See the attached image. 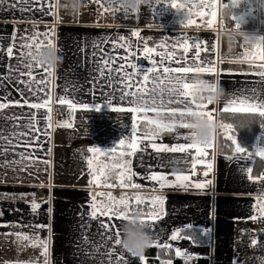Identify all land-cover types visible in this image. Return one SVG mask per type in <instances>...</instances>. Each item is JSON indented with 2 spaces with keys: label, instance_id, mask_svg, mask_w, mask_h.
Returning <instances> with one entry per match:
<instances>
[{
  "label": "crops",
  "instance_id": "0c3cea01",
  "mask_svg": "<svg viewBox=\"0 0 264 264\" xmlns=\"http://www.w3.org/2000/svg\"><path fill=\"white\" fill-rule=\"evenodd\" d=\"M171 2L150 0L147 6L125 8L121 3L102 7L98 0H87L78 12H69L58 8L56 0H0V103L7 105L0 108V264H172L175 259L264 264V217L258 212L264 204V176L252 175L256 158L264 165V158L256 155L257 148H264V117L235 113L260 117L263 126L247 153L216 152L217 134L224 135L218 119L226 113L222 109L227 101L238 96L264 101V77L255 74L261 70L257 65L264 62L242 59L246 51L264 48V0H214L217 15L218 8L237 10L234 16H226L229 19L220 34L217 15L211 27L206 23L211 17L195 15L192 5L200 0H176L183 5L180 9L172 8ZM189 14L194 23L183 24ZM229 21L232 32L227 31ZM46 32L62 60L56 67L34 63L30 75L25 67L29 58L21 55L27 49L21 45L29 42L25 38ZM197 41L202 46L200 56L212 63L215 72L172 75L184 77L191 85L203 81L222 86V101L206 109L216 121L215 139H209L212 146L203 154L191 148L158 151L188 144L184 136L191 129L177 125L144 139L146 132L137 127L138 150L124 158L131 161L133 178L125 181V187L115 175L107 181L113 187L90 184V168L97 173L104 164H111L122 150L119 141L132 140L134 118L137 126L144 124L139 120L142 113L127 111L131 97L121 99V79L133 71L127 65L145 69L159 65L161 73L163 67L194 66ZM145 47L154 51L145 53ZM121 65L124 72L111 70ZM142 78L137 74L135 81ZM147 86L152 87V82ZM205 94H210L207 87L191 88L187 97L178 98L185 103L166 107L195 108L201 103L196 97ZM49 97L47 107H29ZM61 98L71 100L74 107L61 105ZM192 100L194 104L188 103ZM97 105L100 111L95 110ZM55 110L65 112L68 121L54 124ZM192 118L185 117L189 122ZM30 123L35 127L30 129ZM89 148L102 151L93 153ZM153 175L164 180H152ZM177 176L188 180H177ZM132 183L140 187L127 186ZM197 183L204 187L196 188ZM97 192L105 195L94 196ZM107 195L117 202L121 197L128 201V208L120 205L121 213L138 212L145 219L153 237L147 252L133 257L115 244L116 232L121 233L126 220H109L99 211L93 218L94 200L99 203ZM136 196L143 200L139 205ZM154 197L162 202L153 204ZM33 203L39 205L35 211ZM45 245L47 253L42 255Z\"/></svg>",
  "mask_w": 264,
  "mask_h": 264
},
{
  "label": "snow or ice",
  "instance_id": "6c2138e0",
  "mask_svg": "<svg viewBox=\"0 0 264 264\" xmlns=\"http://www.w3.org/2000/svg\"><path fill=\"white\" fill-rule=\"evenodd\" d=\"M130 2V0H98V3L101 4L103 7L106 4H116L121 3L125 8H127V4ZM167 2V0H165ZM226 5H222V7H225ZM171 7L174 9H180L183 7V5L177 4L176 0H172ZM193 8L197 9L195 12V15H198L201 18L204 17H211L207 19L206 23L208 27H211L213 24V20L216 17L217 13L214 10L216 8V4L214 0H200V2L193 3ZM206 10V11H205ZM185 22L183 24H193L194 20L191 18V14L185 15ZM237 27H239V23H237ZM134 36H138L137 32L132 33ZM28 40V43H25L21 45L23 49H27L26 52H22L21 55L25 58H29V63L25 65L29 69V74L31 75V70L34 66V63L39 65V62L36 60V57L42 54V51L45 48H55V44L51 39L50 33L46 32L43 34L36 33L32 37L25 38ZM124 37H120V40H123ZM185 45V51H187L188 41H184ZM123 47V45H121ZM196 49V56L195 59L197 63L194 66L191 67H180V68H169V67H163L162 73L160 72V66L155 65L151 68H143L141 66H138V64H131L129 63L127 65L128 68H131L133 71L125 73L124 77L121 79V83L123 84V88L121 89V99H126L131 97V99H128V104L130 107L127 108V111L137 113V114H143L139 116V120L143 121L145 124V127L148 129V131L145 133L144 139H153L156 130H169L171 131L173 127L179 125L180 127L192 129L193 125L185 119V117L191 116L196 117L200 120H207L209 125H216V121L214 120L213 114L210 111H207V105L212 103L211 97L207 99L205 102L203 98H201V103L196 104L195 108L188 107L187 104L182 110L178 109H169L166 107L167 104L171 103H185L184 100L178 99L179 97H187L189 94V90L191 88H197L199 84H204L203 81H199L198 84L191 85L188 82H185L184 77L182 76H173V73H213L215 72V67L212 66L211 62L206 61L204 58L200 56V51L202 50L201 43L197 41L194 45ZM203 50H207L206 48ZM154 50L149 47L144 48L145 53H152ZM9 55L12 54V48L8 49ZM131 54V53H130ZM242 59L247 61L251 59L252 61L260 60L264 62V48H261L256 51H246L243 53ZM162 63V62H161ZM108 61H105V66L107 67ZM42 66V65H41ZM261 70L258 73L261 77H264V63H261L257 65ZM124 65H121L119 69H111L118 72H124ZM110 70V71H111ZM45 71L48 72L49 70L45 68ZM147 73H156L155 76H150ZM50 74V73H49ZM137 74L142 75V80L139 82L135 81V77ZM44 81H37V83H43ZM149 82H152V87H148L147 85ZM207 87L208 91L211 94H214L216 92V86L215 84H207L205 85ZM124 89H127L125 91ZM135 89V90H133ZM111 95V94H110ZM173 97H176L177 99H173ZM50 97L48 100H44L42 103H32L29 104V107L34 109H40L42 107H47L50 104ZM59 103L61 105L68 104L72 107H74L71 100H65L61 98L59 100ZM188 103H195V100L189 101ZM7 107L6 104L0 103V108ZM86 107V106H85ZM95 110L100 111L102 107L100 105L94 106ZM114 110L123 111L124 108H117ZM51 109L49 108V112ZM223 112H231V113H247V114H256L260 117H264V101H260L256 99L255 97L251 96H238L234 97L232 99H229L225 105V107L222 109ZM154 113L155 115L150 117L148 113ZM33 119H35V116H33ZM50 119V117H49ZM225 135L226 140L231 141L232 145L235 146L234 151L235 153L243 154L246 152V149L239 146L237 143L236 138L231 134L232 133V125L228 123H220L218 125ZM30 129L34 128V124H29ZM133 130V138L131 141H129L127 144L125 140L121 139L119 141V144L122 146V150L119 153V156H116L113 158V162L111 164H104L102 167H100L99 171L97 173H92V170L90 168V173L93 175V179L90 181V184H95L97 187L99 186H105V187H113L114 185L109 184L107 181L110 179L111 175H115L117 178V182L121 187H125V181H130L133 178L134 173H132V170L130 168L131 161L124 159L128 156H133L135 152L138 150V141L136 137V130H137V120L134 118V122L132 125ZM184 139L190 141L186 145H179L177 147H171V148H156V145H152L153 148H156L158 151H180L184 152L187 151L189 148L195 149L197 153L203 154V152L212 146V140H208L206 142H199L195 134L191 131L190 134H187L184 136ZM215 139V134L213 135V140ZM89 152L93 153H99L102 150L98 148H89ZM110 151L116 152V149H111ZM251 156L252 154L249 153ZM256 155H259L260 157L264 158V148H257ZM89 164H91V161H89ZM249 172L251 169H248ZM103 179V184H102ZM152 180L157 181H163V176H151ZM177 180H188L187 176H177ZM128 187L131 188H139L140 185L138 184H128ZM196 188H203L204 185L201 183H197L195 185ZM104 193H95L94 196H104ZM136 204L139 205L143 202L142 198L139 196H136L135 198ZM157 202H162V199L160 197H154L152 200L153 204H156ZM120 205H123L125 208L129 207L128 201L125 200L124 197H121L119 202L115 201L111 195H107L106 200H102L99 203H96L95 200L92 204L93 212L92 216L95 218L97 211L101 215H106L109 220H111L113 217H116L118 219L126 220V222L130 221L131 213L125 212L121 213L119 211ZM33 211H35L39 205L33 203L31 205ZM258 212L261 215V217H264V204H262L258 208ZM256 217H253L255 219ZM141 224L146 226L145 219L141 218ZM105 228L108 229L110 227L109 224L105 223ZM173 239H176V235H173ZM24 239H28L27 236L24 237ZM121 243V233L119 231L116 232V239L115 244L120 245ZM164 247H167V245H164ZM47 253V247L45 245L44 250L42 252V255H46ZM176 254L179 256L181 255V252L178 250ZM142 259V257H141ZM45 264L47 262L45 261ZM119 264V261H118ZM124 264H127L125 261ZM170 264V262H168Z\"/></svg>",
  "mask_w": 264,
  "mask_h": 264
},
{
  "label": "clouds",
  "instance_id": "9594fccd",
  "mask_svg": "<svg viewBox=\"0 0 264 264\" xmlns=\"http://www.w3.org/2000/svg\"><path fill=\"white\" fill-rule=\"evenodd\" d=\"M57 7L67 9L69 12H78L81 8L85 7L87 0H56ZM150 0H130L127 4L129 8H139L140 6H147ZM36 60L42 66L56 67L62 60L58 51L55 48H48L42 51V54L36 57ZM199 81H195L198 84ZM216 92L214 94L198 95L196 99L201 101V98L206 102L211 97L213 104H219L223 97V89L219 83L215 84ZM205 84H199L197 90H203ZM190 123L193 125L191 131L195 134L196 139L199 142L208 141L216 130V125H209L207 120H200L198 118H192ZM140 214L133 213L130 217V221L126 222L121 227V243L120 246L131 256L136 257L142 255L143 252L152 244L153 237L147 230L146 226L141 224Z\"/></svg>",
  "mask_w": 264,
  "mask_h": 264
},
{
  "label": "trees",
  "instance_id": "16d2710c",
  "mask_svg": "<svg viewBox=\"0 0 264 264\" xmlns=\"http://www.w3.org/2000/svg\"><path fill=\"white\" fill-rule=\"evenodd\" d=\"M237 10L235 11L230 7V9H223V15L225 16V20H228V16H234ZM219 123H228L231 124L233 133L237 136V140L240 141V145L242 148L246 149L247 153L253 144V137L258 130L262 128V119L260 117L251 116V115H241L235 113H222L219 115L218 119ZM138 129L142 132H147L148 129L144 124H140L137 126ZM234 149V145H232L231 141L226 140L223 134L218 133L216 137V152L217 153H231ZM264 171V165L260 164L259 158H256L254 163L252 175L254 177H258ZM147 252V250H146ZM168 260H172V258H168ZM152 262H148L151 264ZM154 263V261H153ZM172 264H208L207 260L198 259L194 261H189L184 263L181 259L172 260Z\"/></svg>",
  "mask_w": 264,
  "mask_h": 264
},
{
  "label": "built area",
  "instance_id": "2783aa9c",
  "mask_svg": "<svg viewBox=\"0 0 264 264\" xmlns=\"http://www.w3.org/2000/svg\"><path fill=\"white\" fill-rule=\"evenodd\" d=\"M226 24L225 18L223 17V10L221 8H218V15H217V33L220 34L223 32L222 26ZM228 29L227 31L232 32L233 31V22L229 21L227 22ZM68 115L65 112L57 111L55 110L53 113V123L58 125L64 122L68 121ZM262 175L264 176V171L262 172ZM169 252V249L166 250Z\"/></svg>",
  "mask_w": 264,
  "mask_h": 264
},
{
  "label": "rangeland",
  "instance_id": "374dc122",
  "mask_svg": "<svg viewBox=\"0 0 264 264\" xmlns=\"http://www.w3.org/2000/svg\"><path fill=\"white\" fill-rule=\"evenodd\" d=\"M258 220H260V219H258ZM253 224H254V225H256V223H255V222H253Z\"/></svg>",
  "mask_w": 264,
  "mask_h": 264
}]
</instances>
